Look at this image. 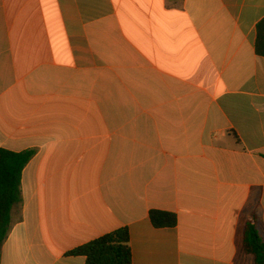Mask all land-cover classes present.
I'll return each instance as SVG.
<instances>
[{"label": "crops", "instance_id": "obj_1", "mask_svg": "<svg viewBox=\"0 0 264 264\" xmlns=\"http://www.w3.org/2000/svg\"><path fill=\"white\" fill-rule=\"evenodd\" d=\"M263 19L264 0H0V149L35 152L0 264H86L68 253L121 228L132 264H255Z\"/></svg>", "mask_w": 264, "mask_h": 264}, {"label": "trees", "instance_id": "obj_2", "mask_svg": "<svg viewBox=\"0 0 264 264\" xmlns=\"http://www.w3.org/2000/svg\"><path fill=\"white\" fill-rule=\"evenodd\" d=\"M256 52L264 57V19L257 26ZM34 151L14 153L0 149V263L2 247L9 235L14 209L21 204V179L25 167L34 157ZM150 220L157 229L178 225L175 214L152 210ZM243 249L254 258L255 264H264V237L256 215H252L244 228ZM83 256L86 264H132L130 233L121 228L68 253Z\"/></svg>", "mask_w": 264, "mask_h": 264}]
</instances>
